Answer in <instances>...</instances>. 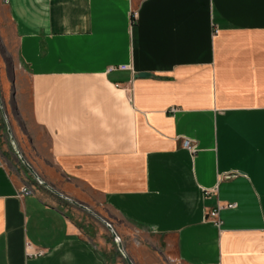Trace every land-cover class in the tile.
Here are the masks:
<instances>
[{
    "label": "crops",
    "instance_id": "1",
    "mask_svg": "<svg viewBox=\"0 0 264 264\" xmlns=\"http://www.w3.org/2000/svg\"><path fill=\"white\" fill-rule=\"evenodd\" d=\"M4 52L0 264H264V0H0Z\"/></svg>",
    "mask_w": 264,
    "mask_h": 264
},
{
    "label": "rangeland",
    "instance_id": "2",
    "mask_svg": "<svg viewBox=\"0 0 264 264\" xmlns=\"http://www.w3.org/2000/svg\"><path fill=\"white\" fill-rule=\"evenodd\" d=\"M2 21H3V29L5 30V33L7 35V39L10 42L11 41L10 26L7 23V21L5 20L3 15H2ZM9 48H12V45H10ZM3 55L5 57V59H4L5 62L2 59H0L1 62H4V65L0 64V122L4 126V134H5L4 138L10 144L9 134L12 136V124H11L10 115H9L8 110H7V107H6V104H5V101H4L3 97H4V93H7V92H9L11 90L12 86H11L10 80H12L13 75H14V73L17 70L14 67L13 53L4 52ZM30 166L32 167L31 164H30ZM36 185H37V183H36ZM98 218L100 220H103L100 217H98ZM109 234L111 235L112 240H113V242H114V244L116 246V243H115V240H114V236H113V234H112L110 229H109ZM116 248H117V246H116ZM121 253L123 254V252H121Z\"/></svg>",
    "mask_w": 264,
    "mask_h": 264
},
{
    "label": "built area",
    "instance_id": "3",
    "mask_svg": "<svg viewBox=\"0 0 264 264\" xmlns=\"http://www.w3.org/2000/svg\"><path fill=\"white\" fill-rule=\"evenodd\" d=\"M136 17H137V13L132 11V13H131V18H132V19H136ZM118 69H119V70H126V69H128V66H126V65H121V66L118 67ZM110 70H113V69H110ZM9 140H10V144L12 145V147L15 148V146H14V141L12 140V136H11L10 134H9ZM182 146H183V148H184L185 150H187L189 153H194V152H195V147L192 146L191 143H190V141L187 140V139L183 140V142H182ZM20 160H21V159H20ZM21 164H22V166H23V167H24L29 173H31L32 177L34 178V180H35V182L37 183L38 186L44 187L45 189H50V187H49L48 185H46L43 181H41V180L38 178V176L33 172L32 167L30 166L29 163L25 162L24 160H21ZM32 194H33L32 188H30V187H28V186H24V187L20 188V190H19V192H18V196H19V197H24V196H28V195H32ZM60 197H61L64 201L68 202L69 204H71V205H73V206H75V207H77V208L83 209V210H85V211H87V212H91L90 209H88L86 206H84V205H82V204H80V203L74 201L73 199H70V198H68V197H64L63 195H60ZM232 206H233V205H228V207H232ZM210 216H211V217H216V216H217L216 211H215V210L212 211V212L210 213ZM102 222L105 224V226H106L107 228H109V229L111 230L112 234H114V231H113V229L111 228L110 223H108L107 221H104V220H102ZM114 240H115V243H116V246H117L118 250H119L120 252H122L123 250H122V249L120 250L119 247H118V245H121V243H120V239L117 238L116 236H114ZM121 246H122V245H121Z\"/></svg>",
    "mask_w": 264,
    "mask_h": 264
},
{
    "label": "water",
    "instance_id": "4",
    "mask_svg": "<svg viewBox=\"0 0 264 264\" xmlns=\"http://www.w3.org/2000/svg\"><path fill=\"white\" fill-rule=\"evenodd\" d=\"M138 76L139 77H147L148 75L145 74V73H141ZM113 236H115V234H113ZM118 247H119L120 250L122 249V246L121 245H118ZM125 259H126L127 264H132L131 261L128 258H125Z\"/></svg>",
    "mask_w": 264,
    "mask_h": 264
}]
</instances>
